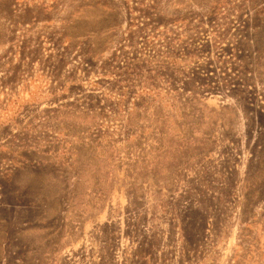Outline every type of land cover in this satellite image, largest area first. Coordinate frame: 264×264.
Here are the masks:
<instances>
[{
    "label": "rangeland",
    "instance_id": "obj_1",
    "mask_svg": "<svg viewBox=\"0 0 264 264\" xmlns=\"http://www.w3.org/2000/svg\"><path fill=\"white\" fill-rule=\"evenodd\" d=\"M0 264H264V0H0Z\"/></svg>",
    "mask_w": 264,
    "mask_h": 264
}]
</instances>
